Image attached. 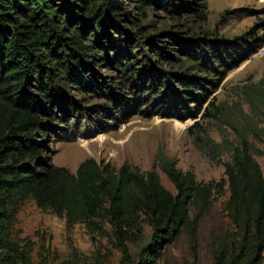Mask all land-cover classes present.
I'll use <instances>...</instances> for the list:
<instances>
[{"label": "trees", "instance_id": "trees-1", "mask_svg": "<svg viewBox=\"0 0 264 264\" xmlns=\"http://www.w3.org/2000/svg\"><path fill=\"white\" fill-rule=\"evenodd\" d=\"M159 1L173 7L174 0ZM156 2L0 0V264H32L33 244L21 245L14 233L21 205L29 199L39 209L64 218L68 229L83 224L91 233L111 239L122 264H157L184 233L195 243L202 217L210 213L216 198L225 197L222 206L229 229L212 237L214 264H263L264 176L247 139L241 138L233 148L219 182H198L160 153L158 165L176 195L164 187L155 170L144 173L128 164L116 168L89 158L72 173L55 166L48 156V136L63 124V108L72 114L79 111L71 98L74 89L85 94L94 86L100 89L96 67H114L134 84L136 77L141 79L142 72L134 67L136 58L118 53L127 50L126 27L140 26L138 9L147 19V10ZM186 3L176 11L200 12L195 3ZM263 45L264 34L253 38L243 59L227 44L203 50L213 66L230 53L231 60L223 64L229 73ZM165 76L177 80L172 73ZM153 77L148 90H158L157 94L170 90V79L159 82ZM62 136L50 141H75L74 134ZM145 224L152 230L150 242L134 260L129 244L143 238Z\"/></svg>", "mask_w": 264, "mask_h": 264}, {"label": "rangeland", "instance_id": "rangeland-1", "mask_svg": "<svg viewBox=\"0 0 264 264\" xmlns=\"http://www.w3.org/2000/svg\"><path fill=\"white\" fill-rule=\"evenodd\" d=\"M172 2L170 8L157 0L147 10V19L138 9V30L126 27L127 50L121 48L118 54L136 58L134 67L142 72L141 79L136 77L134 84L116 68L102 65L95 69L99 90L92 86L93 92L85 94L74 89L71 98L79 111L68 113L65 106L63 124L48 136V156L55 166L76 173L83 161L93 158L116 168L128 164L144 173L155 170L164 187L176 195L158 165L160 153L198 182H219L233 148L245 138L264 176V50L229 73L223 64L231 60L230 53L220 55L222 63L213 66L210 54L203 50L215 43L227 44L243 59L248 42L264 34V0ZM186 2L195 3L200 12L182 8L177 12ZM135 6L140 8L138 3ZM208 66L213 69L207 74ZM167 72L177 80L167 78ZM151 76H158L159 82L170 79V90L161 94L148 90ZM184 92L190 96L186 98ZM65 134H74L75 141H50ZM225 199L216 198L210 213L202 217L195 243L184 233L157 264H214L212 237L229 229L222 206ZM14 233L21 245L33 244L32 264H122L111 239L91 233L83 224L68 229L64 218L39 209L32 199L21 205ZM151 233L145 224L143 238L129 244L132 259L138 260Z\"/></svg>", "mask_w": 264, "mask_h": 264}, {"label": "clouds", "instance_id": "clouds-1", "mask_svg": "<svg viewBox=\"0 0 264 264\" xmlns=\"http://www.w3.org/2000/svg\"><path fill=\"white\" fill-rule=\"evenodd\" d=\"M263 48H264V47H261V48L259 49L258 53H259V52H260V50H261V49H263Z\"/></svg>", "mask_w": 264, "mask_h": 264}, {"label": "built area", "instance_id": "built-area-1", "mask_svg": "<svg viewBox=\"0 0 264 264\" xmlns=\"http://www.w3.org/2000/svg\"><path fill=\"white\" fill-rule=\"evenodd\" d=\"M261 50H264V48H263V49H261ZM261 50H260V51H261Z\"/></svg>", "mask_w": 264, "mask_h": 264}]
</instances>
